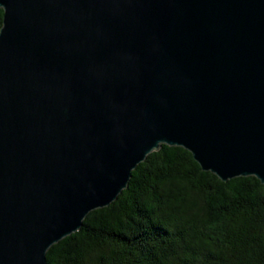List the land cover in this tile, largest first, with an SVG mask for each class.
I'll return each mask as SVG.
<instances>
[{"label":"water","instance_id":"1","mask_svg":"<svg viewBox=\"0 0 264 264\" xmlns=\"http://www.w3.org/2000/svg\"><path fill=\"white\" fill-rule=\"evenodd\" d=\"M0 8V264H46L161 144L264 183V0Z\"/></svg>","mask_w":264,"mask_h":264},{"label":"trees","instance_id":"2","mask_svg":"<svg viewBox=\"0 0 264 264\" xmlns=\"http://www.w3.org/2000/svg\"><path fill=\"white\" fill-rule=\"evenodd\" d=\"M46 264H264V183L223 182L161 144L114 201L47 249Z\"/></svg>","mask_w":264,"mask_h":264}]
</instances>
